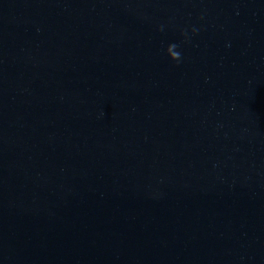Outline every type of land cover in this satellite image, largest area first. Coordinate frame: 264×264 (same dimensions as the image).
Wrapping results in <instances>:
<instances>
[{
	"label": "water",
	"instance_id": "95a60500",
	"mask_svg": "<svg viewBox=\"0 0 264 264\" xmlns=\"http://www.w3.org/2000/svg\"><path fill=\"white\" fill-rule=\"evenodd\" d=\"M0 264H192L159 0H0Z\"/></svg>",
	"mask_w": 264,
	"mask_h": 264
}]
</instances>
